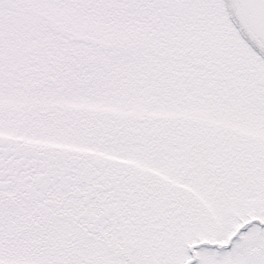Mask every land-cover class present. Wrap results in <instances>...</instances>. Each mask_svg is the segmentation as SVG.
I'll list each match as a JSON object with an SVG mask.
<instances>
[{
    "label": "snow or ice",
    "instance_id": "6c2138e0",
    "mask_svg": "<svg viewBox=\"0 0 264 264\" xmlns=\"http://www.w3.org/2000/svg\"><path fill=\"white\" fill-rule=\"evenodd\" d=\"M0 264H264V0H0Z\"/></svg>",
    "mask_w": 264,
    "mask_h": 264
}]
</instances>
